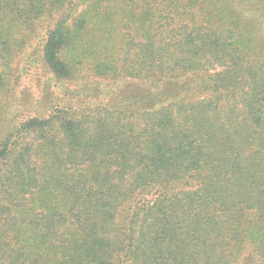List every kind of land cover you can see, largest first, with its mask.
Listing matches in <instances>:
<instances>
[{
	"label": "trees",
	"instance_id": "16d2710c",
	"mask_svg": "<svg viewBox=\"0 0 264 264\" xmlns=\"http://www.w3.org/2000/svg\"><path fill=\"white\" fill-rule=\"evenodd\" d=\"M0 264H264V0H0Z\"/></svg>",
	"mask_w": 264,
	"mask_h": 264
},
{
	"label": "rangeland",
	"instance_id": "374dc122",
	"mask_svg": "<svg viewBox=\"0 0 264 264\" xmlns=\"http://www.w3.org/2000/svg\"><path fill=\"white\" fill-rule=\"evenodd\" d=\"M21 81L17 89L18 101L28 108L34 105L48 107L52 94H58L61 83L51 77L40 65L37 56L26 59L22 65ZM26 114V113H24Z\"/></svg>",
	"mask_w": 264,
	"mask_h": 264
}]
</instances>
